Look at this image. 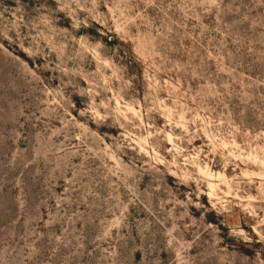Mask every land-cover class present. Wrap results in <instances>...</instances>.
Returning <instances> with one entry per match:
<instances>
[{
    "label": "rangeland",
    "instance_id": "374dc122",
    "mask_svg": "<svg viewBox=\"0 0 264 264\" xmlns=\"http://www.w3.org/2000/svg\"><path fill=\"white\" fill-rule=\"evenodd\" d=\"M0 264H264V0H0Z\"/></svg>",
    "mask_w": 264,
    "mask_h": 264
},
{
    "label": "bare ground",
    "instance_id": "6f19581e",
    "mask_svg": "<svg viewBox=\"0 0 264 264\" xmlns=\"http://www.w3.org/2000/svg\"><path fill=\"white\" fill-rule=\"evenodd\" d=\"M210 187H211V189H213L212 186H209V188H210ZM209 194H210V193H209Z\"/></svg>",
    "mask_w": 264,
    "mask_h": 264
}]
</instances>
